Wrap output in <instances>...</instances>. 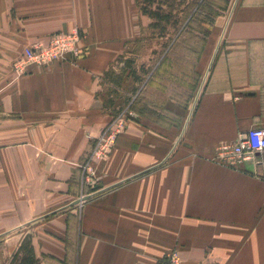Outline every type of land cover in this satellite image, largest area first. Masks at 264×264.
I'll use <instances>...</instances> for the list:
<instances>
[{"label":"crops","instance_id":"1","mask_svg":"<svg viewBox=\"0 0 264 264\" xmlns=\"http://www.w3.org/2000/svg\"><path fill=\"white\" fill-rule=\"evenodd\" d=\"M133 2L0 0V264L26 235L40 264H264V152L213 160L264 127V0H227L208 24L180 119H128L99 155ZM74 28L80 57L16 75L26 47Z\"/></svg>","mask_w":264,"mask_h":264},{"label":"rangeland","instance_id":"2","mask_svg":"<svg viewBox=\"0 0 264 264\" xmlns=\"http://www.w3.org/2000/svg\"><path fill=\"white\" fill-rule=\"evenodd\" d=\"M187 1L191 10V7H196L195 3L202 0ZM224 4L225 0H204L189 30L179 42H176L169 53L170 56L163 61L166 50L164 43H169L170 39L152 34V30L148 27L151 20L142 15L138 0H135L131 22L134 24L132 30H136L133 39L130 40L129 50L124 56L134 58L138 66L144 63L150 72L144 75L143 83H136L134 80L133 83L129 78L130 82H124L125 88L122 90L120 88L122 99L116 101L111 120L139 119V115L142 114L159 119L181 118L183 111L191 106L200 81V72L197 67L203 51V42L195 38V35L202 33L204 28H208L209 17L214 16L215 11L221 13L220 8ZM121 64L123 63L117 61L115 68L120 69ZM134 87L136 91L133 90ZM128 100L130 102L134 100V106L143 112L134 110ZM169 102L176 108L166 106Z\"/></svg>","mask_w":264,"mask_h":264},{"label":"built area","instance_id":"3","mask_svg":"<svg viewBox=\"0 0 264 264\" xmlns=\"http://www.w3.org/2000/svg\"><path fill=\"white\" fill-rule=\"evenodd\" d=\"M83 37L79 28L68 32H57L47 43H38L24 49L22 56L14 62L17 76L27 73L32 66H47L57 61H74L83 53L80 41ZM125 119L111 120L98 138L95 154H105L116 137L125 130ZM264 152V127H254L239 134L233 143H222L217 147L213 160L224 165L236 166L254 159L257 153ZM83 200L80 199V202ZM164 264H182L178 251H172L165 257Z\"/></svg>","mask_w":264,"mask_h":264},{"label":"trees","instance_id":"4","mask_svg":"<svg viewBox=\"0 0 264 264\" xmlns=\"http://www.w3.org/2000/svg\"><path fill=\"white\" fill-rule=\"evenodd\" d=\"M226 1L227 0H225V4L221 6V10L225 8ZM203 3L204 0L199 1L194 4L196 6L195 8L191 7V10H189L190 6L187 0H138L140 11L151 20L148 27L152 30V34L160 38L169 37L170 39V44L164 43L166 50L164 51L163 61L170 56L169 53L176 42H179L189 30L191 23L196 18V13L199 10V7L202 6ZM184 13L185 15H183ZM214 13V16L209 17L208 24L215 20L219 14L217 11ZM208 29L209 28H204L202 33L195 35V38L200 39L203 42L202 47H204V43L208 36ZM117 60L119 63H123L121 64L122 66L120 67V70L117 71L114 68H111L107 71V77L115 86L109 89V93L112 95L110 100H114L119 96L120 93L118 87L126 76L133 78L135 82H144V75H147L150 72L144 63L138 66L136 65V60L134 58L126 57L124 54H121ZM133 90L136 91V87H134ZM128 102H130V100H128ZM134 103V100L131 101L130 106L134 110H137V112L141 111L134 106ZM10 264H40V258L35 252L31 235H26L23 238L20 246L11 259Z\"/></svg>","mask_w":264,"mask_h":264}]
</instances>
